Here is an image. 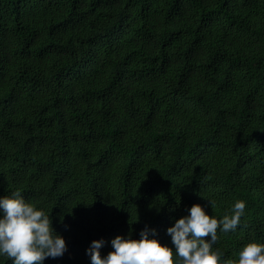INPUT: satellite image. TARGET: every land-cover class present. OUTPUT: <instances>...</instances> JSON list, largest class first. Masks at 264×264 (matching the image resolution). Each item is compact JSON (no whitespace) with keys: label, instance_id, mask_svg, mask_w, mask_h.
Returning <instances> with one entry per match:
<instances>
[{"label":"trees","instance_id":"1","mask_svg":"<svg viewBox=\"0 0 264 264\" xmlns=\"http://www.w3.org/2000/svg\"><path fill=\"white\" fill-rule=\"evenodd\" d=\"M16 190L66 241L44 264L146 226L172 247L193 204L219 219L237 199L213 247L264 243V0H0V195Z\"/></svg>","mask_w":264,"mask_h":264},{"label":"clouds","instance_id":"2","mask_svg":"<svg viewBox=\"0 0 264 264\" xmlns=\"http://www.w3.org/2000/svg\"><path fill=\"white\" fill-rule=\"evenodd\" d=\"M245 208L246 201L237 199L218 219L207 214L204 206L193 204L187 215L174 219L166 229L172 247L162 245L156 229L146 226L139 239H133L131 231L127 236L117 235L106 255L100 252L103 239L91 241L85 254L91 264H264V243H247L237 259H222L223 253L213 247L217 230L235 231ZM66 251L64 237L55 231L52 216L42 207L26 199L20 190L0 195V257L10 258L11 264H44L47 258L62 257Z\"/></svg>","mask_w":264,"mask_h":264}]
</instances>
